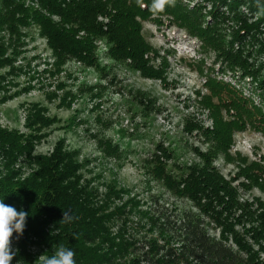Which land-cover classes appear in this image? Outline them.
Returning <instances> with one entry per match:
<instances>
[{
    "label": "trees",
    "instance_id": "obj_1",
    "mask_svg": "<svg viewBox=\"0 0 264 264\" xmlns=\"http://www.w3.org/2000/svg\"><path fill=\"white\" fill-rule=\"evenodd\" d=\"M31 1L34 5L27 6L24 0H0V32L8 31L20 41V29L37 27L58 69L72 60L99 68L97 41L105 40L104 53L116 63L130 59L143 74L160 73L145 59L152 48L141 36L137 19L153 13V0ZM207 1L213 5L215 20L228 18L224 9L234 13L239 28L232 31L238 34L237 40L242 38L241 29L255 36L264 23V0ZM141 3L148 7H141ZM244 9L250 14L245 15ZM200 12L175 0L174 6H166L159 14L171 16L187 33L220 52L225 40L220 34L214 36V26L204 27ZM2 45L1 40L0 71L14 66V59L5 57ZM244 48L235 52L226 45L222 51L233 64L247 68ZM209 88L210 95L204 97L209 103H203L218 115L212 130L201 123L186 122L188 131L195 129L211 140L208 149L193 148L192 161L181 163L173 149L157 144L144 165L152 180L190 206L160 204L158 196H151L153 205L139 213L145 222L138 227L145 235L129 231L128 213L121 206L112 209V200L121 192L112 185L102 193L92 187L83 175L87 160H78L77 152L67 148L63 139L47 153L37 152L43 136L35 127H48L53 122L45 116L46 107L30 115L26 124L30 133L0 126V200L28 213L23 234H13L11 246L16 255L11 264H43L59 245L75 251L76 264H264V202L244 193L253 184L264 189V166L251 163L243 167L245 158L240 157L239 173L227 177L214 164L218 152H226L231 145L235 131H243L248 124L263 131L264 114L244 108L221 84L211 81ZM224 89L230 93L227 103L220 97ZM140 92L134 97L142 104L146 100L150 107L154 101ZM223 111L233 112L235 118L225 120ZM98 145L107 156L121 154L120 145L108 137H98ZM240 175L247 183L237 182L235 176ZM129 200L133 206L139 205ZM64 212L70 220L63 219Z\"/></svg>",
    "mask_w": 264,
    "mask_h": 264
},
{
    "label": "rangeland",
    "instance_id": "obj_2",
    "mask_svg": "<svg viewBox=\"0 0 264 264\" xmlns=\"http://www.w3.org/2000/svg\"><path fill=\"white\" fill-rule=\"evenodd\" d=\"M178 1L183 7L199 8L204 27L214 26V36H223L232 51L245 47L242 57L249 67L233 64L222 51L226 45L219 52L214 45L187 33L171 16L159 12L137 18L141 36L152 48L145 59L154 71H160L153 75L141 73L130 59L123 63L110 59L104 53L108 45L105 40L97 41L99 68L72 60L58 69L37 27L20 29V41L8 31L0 32L5 57L14 59L11 69L0 71V76H6L0 78V126L30 133L26 126L30 115L35 109L46 107L45 116L53 122L48 127H35L36 133L43 136L36 146L37 152L47 153L57 140L63 139L67 148L77 152L78 160H87L83 175L92 187L102 193L112 185L121 192L112 200V209L121 206L128 213L129 231H139L140 235L146 232L138 227L145 222L139 213L153 205L151 196H158L160 204L190 206L174 199L159 182L152 180L144 165L157 144L173 149L181 163L192 161L193 148L208 149L211 140L195 129L188 131L186 122L201 123L212 130L218 115L203 103H209L204 98L211 93L209 82L227 87L244 108L264 114V23L255 36L241 29L242 38L237 40L238 34L233 35L232 29L238 30L239 24L230 10L224 9L229 16L218 21L213 18V5L207 0ZM24 3L34 5L31 0ZM244 13L249 12L244 9ZM138 90L154 101L150 107L146 100L142 104L134 97ZM227 90L220 96L225 103L230 97ZM212 98L218 103L216 96ZM223 118L234 119V113L223 111ZM263 131L254 130L249 124L243 131H235L231 145L226 152H218L214 164L227 177L239 173L240 157L245 158L243 167L251 163L264 166ZM98 137L117 142L120 156H107L98 145ZM235 177L237 182L247 183L243 175ZM244 191L246 196L264 202V189L260 186L253 184ZM129 199L139 205L133 206Z\"/></svg>",
    "mask_w": 264,
    "mask_h": 264
},
{
    "label": "clouds",
    "instance_id": "obj_3",
    "mask_svg": "<svg viewBox=\"0 0 264 264\" xmlns=\"http://www.w3.org/2000/svg\"><path fill=\"white\" fill-rule=\"evenodd\" d=\"M174 5L175 0H153L151 10L153 13L163 12L166 6ZM141 7H144L142 3ZM27 217V212L17 211L0 200V264H11L13 261L16 252L12 250V237L14 233L23 234ZM63 219L70 220L71 217L64 212ZM75 255L74 250L59 245L51 257L44 258L43 264H76Z\"/></svg>",
    "mask_w": 264,
    "mask_h": 264
}]
</instances>
